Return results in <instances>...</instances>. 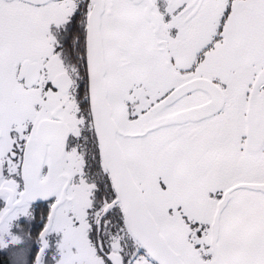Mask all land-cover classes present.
Here are the masks:
<instances>
[{
    "label": "snow or ice",
    "instance_id": "obj_1",
    "mask_svg": "<svg viewBox=\"0 0 264 264\" xmlns=\"http://www.w3.org/2000/svg\"><path fill=\"white\" fill-rule=\"evenodd\" d=\"M0 264H264V0H0Z\"/></svg>",
    "mask_w": 264,
    "mask_h": 264
}]
</instances>
